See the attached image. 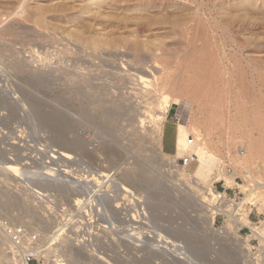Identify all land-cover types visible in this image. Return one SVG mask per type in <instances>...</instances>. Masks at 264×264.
<instances>
[{
    "label": "rangeland",
    "instance_id": "1",
    "mask_svg": "<svg viewBox=\"0 0 264 264\" xmlns=\"http://www.w3.org/2000/svg\"><path fill=\"white\" fill-rule=\"evenodd\" d=\"M142 1L147 2L131 0L137 4ZM193 1L195 6L191 7L182 6L178 1L177 6L147 5L138 6L135 12H120L113 8L125 0H101L90 6L80 0H0V31L5 32L0 37V129L9 128L20 119L27 123L38 144L37 163L40 164L33 172L38 176L27 177L33 182H17L9 173L4 176L10 186L0 191V220L23 225L38 235L37 249L28 264H186L189 261L191 264H237L235 256L224 245L239 239L235 231L232 228L226 231L227 221L225 223L222 217L209 218L205 211L189 201L191 198L185 194L195 191L187 180L180 177L183 169L180 160L183 157L170 154V148L161 138L169 137L175 125L186 124L189 112L195 109L196 120L200 123L207 120L212 126L209 132L216 145L213 156L225 153L224 144L231 134L240 139L236 140L237 146L242 139L264 143V0ZM178 20L188 22L181 35L169 25ZM135 21L148 24H144L150 30L145 34L150 38L146 39L148 42H161L169 48L165 59L159 63L164 61L168 64L164 70L168 68L169 71L164 72L171 77L174 73L178 75L179 84L190 82L186 86L193 91L191 99H195L206 84L213 91L210 105L204 110H198L196 105L186 101H174L170 105L171 111L169 105L164 106L166 122L161 126L160 143L154 131L155 125L143 116L142 102L146 97L137 96L143 84L136 80L140 74L129 70L131 58L121 60L120 57V61L119 56L113 55L109 56L110 60L107 55L104 58L105 54H93L80 43L82 38L100 39L101 42L104 38L110 39L107 36L109 31L119 24L123 28L122 35L114 37L132 40L127 33V25L131 28ZM207 31L208 34L212 31L213 36L207 35ZM191 52L194 55L189 70L186 56ZM211 56H219L223 64L221 72L227 74L223 84L217 79L221 72H214V58ZM143 57H148L144 58L148 62L146 66H149H145L146 69L155 64L149 56ZM108 59L114 68L110 62V65L107 63ZM125 60H128V66ZM127 71L131 72L130 78L135 79L129 80ZM118 73L125 79L122 80ZM190 89L187 91L192 94ZM222 113L225 114L224 126L217 128L215 126L220 123L218 117ZM260 124L261 127L258 126ZM192 136L188 135V139H194ZM4 142L0 135V150ZM263 143L260 145L263 146L260 158L248 167L251 172L256 167L264 169ZM194 146V143L190 145L191 148ZM5 155L0 151L1 162ZM49 155L54 157L53 162L48 170L42 169L40 166ZM224 161L225 167L231 168L229 161ZM5 166L13 167V171L8 172L20 173L15 164L8 162ZM77 169L86 171L87 178L95 179L97 184L100 182L98 176L112 174L113 184L100 189L103 207L99 214L87 207L76 209L75 203L82 198L77 188L63 186L65 172L68 174V171ZM40 174L52 175L55 179L48 182L39 177ZM212 176L213 171H209L198 179L207 183ZM245 179L242 175L235 176L229 185L224 180L213 181L212 187L225 192L228 197H237L238 206L248 215L249 224L261 228L264 226V187L257 189L258 193L255 191L253 205H249L243 198L251 187H246V193L241 188L245 186ZM114 189H117L116 215L112 213L115 204L110 198ZM84 190L86 187L82 193ZM90 191L88 189L87 195L97 194ZM203 191L201 189L200 192ZM87 200L93 204L91 199ZM142 208L149 221L138 217ZM111 218L117 221L115 230L109 226ZM101 219L106 228H100ZM220 228L227 234L215 231ZM245 234L250 233L246 230L242 237L245 238ZM259 236L264 238V234ZM163 237L180 248L182 260L177 258L173 247L164 245ZM0 264H22L1 231Z\"/></svg>",
    "mask_w": 264,
    "mask_h": 264
},
{
    "label": "bare ground",
    "instance_id": "2",
    "mask_svg": "<svg viewBox=\"0 0 264 264\" xmlns=\"http://www.w3.org/2000/svg\"><path fill=\"white\" fill-rule=\"evenodd\" d=\"M81 2L83 3H86L88 4L89 3V6L90 4L91 5H95V3H99V1L101 0H80ZM124 1V0H123ZM133 1V0H132ZM138 1V0H137ZM141 1V0H140ZM178 1H180L183 5L182 6H195L194 4V1L193 0H164L163 2L160 1V0H147V2H141L139 4H137L136 2H131V0H125V3L121 2V5H115L113 8L114 10H119L120 12L122 11H133L135 12L134 10L140 6V7H144V6H153V7H161V6H177L178 4ZM115 2V1H114ZM116 3V2H115ZM136 3V4H135ZM196 3V1H195ZM112 5V4H111ZM110 5V6H111ZM113 6V5H112ZM201 6V5H200ZM98 7V6H96ZM110 9V8H109ZM105 10V9H104ZM17 11V10H16ZM24 11V10H23ZM27 11V10H26ZM109 11V10H108ZM38 12V11H37ZM115 12V11H114ZM209 12V11H208ZM19 13V12H17ZM28 13V11L26 12ZM30 13V12H29ZM15 14V13H14ZM33 14V13H32ZM35 14V13H34ZM94 14V13H93ZM17 15V14H16ZM36 15V14H35ZM34 15V16H35ZM41 15H42V12H41ZM140 15V14H139ZM142 15V14H141ZM140 15V16H141ZM11 16V15H10ZM18 16V15H17ZM25 16V15H24ZM89 16V15H87ZM100 16V15H99ZM108 15H106L107 17ZM38 17V16H37ZM40 17V16H39ZM91 17H95V16H91ZM103 17V16H102ZM101 17V18H102ZM200 17V16H199ZM30 18V16H29ZM90 18V17H89ZM140 18V17H139ZM18 19V18H17ZM26 19V18H25ZM31 19V18H30ZM35 19V18H34ZM39 19V18H38ZM42 19V18H41ZM91 19V18H90ZM96 20V18H94ZM11 20V19H10ZM15 20V19H14ZM19 20V19H18ZM22 20V19H21ZM32 20V19H31ZM40 20V19H39ZM101 20H104V19H101ZM124 20V19H123ZM138 20V19H137ZM143 20V19H142ZM205 20V19H204ZM44 21V20H43ZM118 21L120 22L121 20L118 19ZM127 23L129 20H126ZM145 21V20H143ZM142 21V22H143ZM175 21V20H174ZM198 21V20H197ZM34 22V20L32 21ZM40 22V21H39ZM42 22V21H41ZM93 22V21H92ZM103 22V21H102ZM115 22V21H114ZM136 22V23H135ZM133 22L134 24L131 26V28H129L130 26L127 25V33L130 34V37L132 38V40H124L122 39L121 37L120 38H117V37H114L115 35H122L121 33L123 32V28L121 27V25L119 24L118 26H114L112 28H114L113 30L109 31V35L107 36H110L111 38L110 39H105L101 42L99 41L100 39H96V40H82V39H85V38H82L81 39V42L82 45L86 46L85 48H89V50H91L93 52V54L97 55V56H101L102 54L104 55V58L106 57V55L108 56V58L110 59L111 57L109 56H119V60H120V57H121V60L124 59H128L130 60L129 58H131V62L129 61V65L130 63H132L130 66H128V60H125V62H127V66L129 67V70H132V71H135L134 73L137 72V74L139 75V78L137 77L136 80H140L139 82H141L143 84L140 85V87L142 88H139V87H136L137 89H141L139 91V94H137L138 97H142V99H146V101L143 103L142 102V107H143V110H145L143 112V116H146L148 117L150 120H151V124H154L155 125V133H157L158 135V142L160 143V134H161V131H162V125L165 124L166 120H165V112L163 111V108L164 106H167V105H171V103H173L174 101H179V103L181 101H186L188 103H191L193 105H196V107H198V110H204L205 108H207L208 106L207 105H210V102H211V94L213 91H211V89L209 88V86H203L202 88V91L199 93V95L196 96V98L194 99L193 96H191L193 99L190 98V95H193V91L188 87V89H190L192 91V94L188 93L190 91H187V86L188 84L190 83H187L185 85H181L179 84V82L181 81H178V75L175 76V73L174 75L171 77L170 75H167V70L165 71L164 68H166L165 66L168 65V64H165L164 61H162L163 63H159L161 60L165 59V56H166V51L169 49H167L164 45L162 44L161 42L159 43H151V42H148V39L145 35L148 31L150 32L149 27L147 28L145 25L148 26V24H142L139 23V21H135ZM150 22V21H149ZM195 22V21H194ZM200 22V21H199ZM198 22V23H199ZM208 22V21H207ZM21 23V22H19ZM26 23V22H25ZM35 23V22H34ZM116 23V22H115ZM118 23V22H117ZM164 23V22H163ZM169 22H167V26L171 27V29L174 30V32H178L180 35H181V31L183 30L184 32V28L187 27V24L188 22H170V24L168 25ZM210 23V22H209ZM10 24H11V21H10ZM9 24V25H10ZM31 24V23H30ZM42 24V23H41ZM40 24V25H41ZM107 24V23H106ZM123 24V23H121ZM165 24V25H166ZM197 24V23H196ZM200 24V23H199ZM198 24V25H199ZM207 24V23H205ZM204 24V25H205ZM37 25V24H36ZM40 25L38 27H40ZM44 25V24H42ZM111 25V24H110ZM153 26V24H151ZM150 25V27H151ZM162 25V24H161ZM201 25V24H200ZM209 25V24H208ZM214 25V24H212ZM3 26V25H2ZM6 26V25H5ZM104 26V25H103ZM18 27V26H17ZM21 27V26H20ZM45 27V26H44ZM47 27V26H46ZM90 27V26H89ZM87 27V29L89 28ZM106 27V26H105ZM110 27V26H109ZM126 27V25L124 26ZM156 27V26H154ZM153 27V29H154ZM189 27V26H188ZM206 27H208L206 25ZM205 27V28H206ZM215 27V26H214ZM56 28V27H55ZM165 28V27H164ZM216 28L217 25H216ZM10 29V28H9ZM45 29V28H44ZM90 29V28H89ZM105 29V28H104ZM152 29V30H153ZM156 29V28H155ZM158 29V28H157ZM192 29V28H191ZM194 29V28H193ZM209 29V28H208ZM214 29V28H213ZM8 30V28H7ZM125 30V28H124ZM151 30V31H152ZM215 30V29H214ZM53 31V30H52ZM90 31V30H89ZM93 31V30H92ZM98 31V30H97ZM122 31V32H121ZM213 31V30H212ZM212 31L211 33L208 34V31H207V35L209 36H213L212 35ZM5 33L3 30L0 31V37H2L1 33ZM40 32V31H39ZM56 32V31H55ZM216 32V31H215ZM7 33V32H6ZM10 33V32H8ZM12 33V32H11ZM65 33V32H64ZM83 33V32H82ZM86 33V32H84ZM105 33V32H104ZM108 33V32H107ZM60 34V33H59ZM63 34V33H62ZM66 34V33H65ZM73 34V33H72ZM93 34V33H92ZM103 34V33H100V35ZM128 34V35H129ZM6 35V34H5ZM10 35V34H9ZM58 35V34H57ZM81 35V34H79ZM206 35V36H207ZM4 36V35H3ZM7 36V35H6ZM51 36V35H50ZM73 36V35H72ZM83 37V35H81ZM149 36V35H148ZM189 36V35H188ZM208 36V37H209ZM59 37V36H58ZM91 37V36H90ZM93 37H95L93 35ZM92 37V39H94ZM193 37V36H192ZM66 38V37H65ZM69 38V37H68ZM88 38V37H86ZM107 38V37H106ZM129 38V37H128ZM127 38V39H128ZM210 38V37H209ZM78 39V38H77ZM103 39V38H102ZM130 39V38H129ZM148 39V40H146ZM208 39V38H207ZM212 39V37H211ZM211 39L210 42H211ZM219 39V38H218ZM64 40V39H63ZM80 40V38H79ZM205 40V39H204ZM208 40V41H209ZM215 40V39H214ZM213 40V41H214ZM75 41V40H74ZM77 41V40H76ZM187 41V40H185ZM190 42L192 41L189 40ZM207 41V43H208ZM209 42V43H210ZM70 43V42H69ZM165 43V42H164ZM189 44V42H188ZM187 44V45H188ZM59 45V44H58ZM71 45V44H70ZM193 45V44H192ZM207 45V44H206ZM209 45V44H208ZM207 45V46H208ZM60 46V45H59ZM83 46V48H84ZM65 47V46H64ZM74 47V46H73ZM78 48V47H77ZM193 48V47H192ZM54 49V48H53ZM68 49V48H66ZM70 49V48H69ZM167 49V50H166ZM58 50V49H57ZM64 50V49H63ZM71 50V49H70ZM77 50V49H76ZM80 50V49H79ZM213 50V49H212ZM211 50V51H212ZM49 51V50H48ZM73 52V51H71ZM76 52V51H75ZM82 52V51H81ZM80 52V53H81ZM77 53V52H76ZM87 53V52H86ZM190 53V52H189ZM74 54V53H73ZM85 54V52H84ZM83 54V55H84ZM91 54V53H90ZM79 55V54H78ZM92 55V54H91ZM102 55V56H103ZM143 55H147L149 56V58L153 61V66H151L149 69H146L148 68L149 66H146V64L148 62H146L144 60L145 57H143ZM187 55V53H186ZM192 55H194V52L192 54L191 52V55L189 56H186L187 60H186V65L189 69V67L191 66V58L193 59ZM61 56V55H59ZM69 56V55H68ZM67 56V57H68ZM90 56V55H89ZM113 56V57H114ZM116 57V58H117ZM214 58V65H215V68H214V72H221V70H223V64L221 63V60L217 57V56H211V58ZM77 58V57H76ZM85 58V57H84ZM101 58V57H100ZM103 58V59H104ZM51 59V58H50ZM75 59V58H74ZM78 59V58H77ZM102 59V60H103ZM109 59L107 61V63L109 64ZM114 59V58H113ZM145 59H148L145 58ZM111 60V59H110ZM120 60V61H121ZM75 61V60H74ZM87 61V59H86ZM89 61V60H88ZM91 61V60H90ZM113 61V60H112ZM150 61V60H149ZM72 62V61H71ZM77 62V61H76ZM80 62V61H79ZM102 62V61H101ZM124 61H122L123 63ZM166 62V60H165ZM99 63V62H98ZM103 63V62H102ZM105 63V61H104ZM114 63V61H113ZM151 63V62H150ZM80 64V63H79ZM97 64V63H96ZM101 64V63H100ZM111 64V62H110ZM109 64V65H110ZM107 65V64H106ZM114 65L116 66V63H114ZM152 65V64H151ZM161 67H159V66ZM103 66V65H102ZM105 66V65H104ZM111 67L113 66L112 64L110 65ZM146 66V68H145ZM192 67V66H191ZM114 68V66H113ZM117 68V66H116ZM127 68V67H125ZM54 69V68H53ZM83 70V69H82ZM108 70V68H107ZM128 70V69H127ZM190 70V69H189ZM53 71V70H52ZM51 71V72H52ZM72 71V70H71ZM84 71V70H83ZM86 71V70H85ZM101 71V70H100ZM115 71V70H114ZM165 71V72H164ZM169 71V70H168ZM188 71V70H187ZM81 72V71H80ZM98 72V71H97ZM107 72V71H106ZM126 72V71H125ZM213 72V73H214ZM94 73V72H93ZM109 73V72H108ZM112 73V72H111ZM110 73V74H111ZM121 73V72H119ZM118 73V74H119ZM128 73V71H127ZM125 73V75L127 74ZM131 73V72H129ZM129 80L131 79H135V78H130V76H132L131 74H129ZM132 73V74H134ZM170 73V72H169ZM72 74V72H71ZM99 74V73H98ZM116 74V73H115ZM123 74V73H122ZM66 75V74H65ZM85 75V74H84ZM89 75V74H88ZM126 75V76H128ZM135 75V76H134ZM133 76L136 77V74H134ZM137 75V76H138ZM69 76V75H68ZM80 76V75H79ZM82 76V75H81ZM120 76V74L118 75ZM117 76V77H118ZM77 77V76H76ZM92 77V76H91ZM122 77H125L122 75ZM184 77V76H183ZM56 78V77H55ZM84 78V77H83ZM87 78V77H86ZM89 78V77H88ZM94 78V77H93ZM116 78V77H115ZM121 78V76H120ZM127 78V77H126ZM119 79V78H118ZM122 79V78H121ZM120 79V80H121ZM125 79V78H124ZM122 79V80H124ZM217 79L218 81L220 82V84H223L226 79H227V74L225 72H221L220 75H217ZM137 80V81H138ZM92 81V80H91ZM128 81V79H127ZM126 81V82H127ZM133 81V80H132ZM131 81V82H132ZM135 81V80H134ZM125 82V83H126ZM186 82V81H185ZM82 83V82H81ZM80 83V84H81ZM94 83V82H93ZM141 83H138V84H141ZM181 83V82H180ZM184 83V82H183ZM92 84V83H91ZM133 84V83H132ZM137 84V86H138ZM82 85V84H81ZM80 85V86H81ZM93 85V84H92ZM110 85V84H109ZM115 85V84H114ZM119 85V84H118ZM187 85V86H186ZM83 86V85H82ZM87 86V85H86ZM131 86V85H130ZM72 87V86H71ZM92 87V86H91ZM94 87V86H93ZM118 87V86H117ZM122 87V86H121ZM135 87V86H133ZM68 88V87H66ZM90 88V87H89ZM91 91L93 89H90ZM98 90V89H97ZM113 90V89H112ZM130 90V89H129ZM137 90H135V93ZM106 92V91H105ZM99 93V92H98ZM134 93V94H135ZM121 94V93H120ZM93 95V94H91ZM136 95V94H135ZM90 96V95H89ZM98 96V95H97ZM111 96V95H110ZM132 96V95H131ZM91 97V96H90ZM107 97V96H106ZM117 97V96H116ZM95 98V97H94ZM114 98V97H113ZM112 98V99H113ZM128 98V97H127ZM130 98V97H129ZM123 99V98H122ZM137 99V98H136ZM139 99V98H138ZM120 100V99H119ZM140 101V100H139ZM142 101V100H141ZM140 101V102H141ZM128 103V102H127ZM117 104V103H116ZM138 104V103H137ZM135 105V104H134ZM173 105V104H172ZM122 107V106H121ZM138 107V106H137ZM112 107H110V110H111ZM118 108V107H117ZM120 108V107H119ZM123 108V107H122ZM113 109V108H112ZM131 109V108H130ZM119 110V109H118ZM196 110V111H198ZM123 112V111H122ZM135 112V111H134ZM53 113V112H52ZM117 113V111H116ZM120 113V112H119ZM126 113V112H125ZM132 113V112H131ZM122 114V113H121ZM140 115V114H139ZM133 116V115H132ZM199 116V115H198ZM138 117V116H137ZM140 117V116H139ZM225 117V114H220V116L218 117L220 123L217 124V128H222L224 126V123H223V119ZM145 118V117H144ZM198 118V117H196ZM195 118V109H192L190 112H189V119L187 120L186 124H177L175 125L176 127V130H178V138H177V142H176V145L179 146V148H182L183 150L185 151H191L193 154H187L185 156H191L192 157V160L191 162L186 165L185 167H183V169L180 171V177H183L185 180L188 181V183H190L189 185L192 186L193 190L195 191L194 193L191 192V193H186L185 195H187L188 197H190L191 199H189V201L191 200L192 203L200 208V210L202 211H205V213L209 216V218H211L212 216L216 215L217 213H219V211L221 212H224L222 211L221 207L220 208H217L215 203H214V199L218 196L217 192L214 191L213 187H212V183L213 181H219V180H224L227 185L231 184L233 182V178L235 176H238V175H242L244 176L246 179H245V186H241L242 190H243V193L247 192V188L251 187L250 190H249V193L248 194H245V197L243 198V200L245 199L246 201H248V204L249 205H253V202L255 200V191L258 189V191L264 187V169H257L256 168H253L252 172L251 170L248 168L250 165H253L255 160L260 158L261 154L263 153V146L261 147L260 145L263 143V142H260V141H256V142H253V141H244L242 139V142L239 143L238 145L240 146H237L236 145V142L237 141H240L239 138H236L234 134H231L229 135L227 141H226V144H224V150H225V153L222 155V153L220 154V152L218 153L217 156H213V154L216 152L215 150V147H214V143L211 139V133L209 132V129L212 128V126H210V124L208 123V121H204V122H199L197 121ZM132 119V118H131ZM147 118H145L146 120ZM139 120V119H138ZM143 120V118L141 119ZM199 120V119H198ZM144 121V120H143ZM149 121V120H148ZM58 122V121H57ZM56 122V123H57ZM128 122V121H127ZM138 122V121H137ZM164 122V123H163ZM61 123V121H60ZM129 123V122H128ZM130 124V123H129ZM138 125V124H137ZM259 127L262 126V124L258 125ZM147 129V127H145ZM134 129V128H133ZM131 130V128H130ZM138 131V130H137ZM151 133V132H150ZM137 134V133H136ZM152 135V134H151ZM187 135H193L192 137H194L193 139V143H194V147H190V145L188 144V138H187ZM167 136V135H166ZM139 137V136H138ZM221 137V136H220ZM163 139V141L165 140L166 141V145L167 147L169 148V146L171 147L172 145H170L171 143L173 144V142L171 141L170 137H164V138H161V140ZM239 139V140H237ZM237 140V141H236ZM175 142V141H174ZM221 142V141H220ZM219 142V143H220ZM223 142V141H222ZM258 142H260V144H258ZM264 145V143H263ZM216 146V145H215ZM158 150V149H157ZM158 155H160V152L158 153ZM63 156H66L68 157L69 155H66V153L62 154ZM65 157V158H66ZM183 157V156H182ZM64 158V157H62ZM69 158V157H68ZM224 159H227L230 163V166H231V171L234 170L233 172H230L227 170V168L225 167V161ZM170 161V159H169ZM173 161V160H172ZM174 162V161H173ZM173 165V163H172ZM176 166V165H175ZM7 171H13V167L12 166H8L7 168ZM252 169V168H251ZM190 170V171H188ZM209 171H213V176L211 177V179L209 180V182L207 183H203L202 181H200V179H198V176H201L203 174H205L206 172H209ZM102 175V174H101ZM97 179V178H96ZM183 179V180H184ZM251 183H253V186L250 185ZM115 184V183H114ZM120 185V184H119ZM117 186V184H116ZM247 187V188H246ZM85 188V187H84ZM83 188V189H84ZM87 189V188H86ZM201 189L203 191V193H201ZM264 190V189H263ZM85 191V190H84ZM91 192V191H90ZM101 192V191H100ZM257 192V191H256ZM89 193V192H88ZM87 193V194H88ZM258 193V192H257ZM260 193V192H259ZM91 195H93L92 193H90ZM264 194V193H263ZM97 195V194H95ZM93 195V196H95ZM186 197V196H185ZM188 197H186L188 199ZM264 197V196H263ZM262 198V197H261ZM88 199V198H87ZM207 202V203H206ZM241 205H243V201L241 202ZM240 205V206H241ZM227 207V205H224ZM262 207L264 209V199H263V202H262ZM240 208V207H239ZM241 210V208H240ZM245 214V212H243ZM130 216V215H129ZM132 219V217H130ZM129 218V219H130ZM133 220V219H132ZM243 223L251 228H253V230H255V232L259 235H263L264 234V226H262L261 228H255L254 226H250L249 224V221L246 219V217H244L243 219ZM228 224L224 226V229L226 231H229L231 229V223L230 221L228 220L227 221ZM232 230V229H231ZM234 234V233H233ZM258 235V236H259ZM260 237V236H259ZM132 239V238H131ZM262 239V237H261ZM163 240H164V245L165 246H169V247H173V252L177 255V258L182 260L183 259V254L180 252V248H177V246L172 242V241H168V239H164L163 237ZM133 242H137V240H134ZM6 260V259H5ZM22 261V264H26L25 260L24 259H21ZM186 264H191V261L189 262H186Z\"/></svg>",
    "mask_w": 264,
    "mask_h": 264
},
{
    "label": "built area",
    "instance_id": "3",
    "mask_svg": "<svg viewBox=\"0 0 264 264\" xmlns=\"http://www.w3.org/2000/svg\"><path fill=\"white\" fill-rule=\"evenodd\" d=\"M0 135L6 141L4 142V147L0 150L2 153L6 154L5 157H3V162L0 161V191L5 190L7 186H10V184H6L4 179V176L8 173L13 175V177L16 178L15 181L17 182H33L34 180L31 181V179H28L27 177L38 176V174H35L33 172H35L36 167H39L40 165L37 163L39 148L34 136H32L29 125L22 119H20L9 128L4 130L0 129ZM10 135L13 136V139L10 137ZM188 144H193V138H189ZM53 158L54 157L52 155L47 156V161H45V163H42L40 167L42 169L48 170V168H50L52 164L51 162H53ZM191 160V156H184L183 158H181L180 161L182 167L188 165ZM8 162H10L11 164H15L20 173L13 174L11 172H8L5 166V164ZM77 170L78 171L70 170L68 171V174H66L67 171L65 172V179H62L63 186L65 188H70V186L73 185L77 188L78 193L82 198L81 200L79 199L78 203H75L77 207L76 209L83 210L87 207L89 211L94 210L98 212L97 214H99L103 207L100 189H102L106 185L113 184L112 174L98 176L100 182L99 184H97L95 179L91 180L92 178H87L86 171H82L81 169ZM227 170L232 172L230 168H228ZM71 173H75V175L80 174V176L75 177L71 175ZM40 176L48 182L50 181V179H55V177H53L52 175L40 174L39 177ZM83 187H86L87 189L82 193ZM88 189H90L92 192L95 191L94 193L98 194L95 195V199L93 198L94 196L87 195L86 192L88 191ZM213 189L218 194V196L215 198L214 203L217 208L221 207L222 211H224H219V213L214 215V217H222L225 220V223L229 220L232 225L231 228L235 231L237 237L239 238L238 240L224 243L225 247L230 250V253L233 256H235L237 264H264V238L262 237V239H260L253 228L243 223L242 219L244 217L248 218V215L244 214L243 211L240 210L238 206L239 203L237 202L238 198L234 196L228 197L225 192L221 193L217 191L215 187H213ZM85 196L88 199L92 200V205L88 203V200ZM116 197L117 189H114V192L110 195L112 202H114L115 204L113 206V215H116L115 213L117 212V208L115 207L117 204V201H115ZM139 204L142 205V203ZM224 205H227V207ZM141 211L142 213H140L138 217L141 216L144 220L149 221L148 218L146 219L143 208L141 209ZM84 214L86 215V212ZM124 216L127 217L125 213ZM83 217L85 218L86 216ZM132 219V221L135 222L134 218ZM102 220L103 219L100 220L101 229L106 228V226L103 225ZM116 224L117 221L111 218L109 221L111 230H115L114 228L116 227ZM250 226L257 227L255 224L252 225L251 223ZM246 230L249 231L250 234H245L244 238L241 234ZM0 231L3 236L6 237L7 241L10 244V248L14 251V253L18 255L20 259H24L26 264H28L33 259V251L37 249V244L39 242L38 235L36 233L34 234L30 232L25 226L12 224L9 220L6 219L0 220ZM215 231L219 232L220 234H227V232L223 228L216 229ZM215 260L216 259L214 258L213 261Z\"/></svg>",
    "mask_w": 264,
    "mask_h": 264
},
{
    "label": "crops",
    "instance_id": "4",
    "mask_svg": "<svg viewBox=\"0 0 264 264\" xmlns=\"http://www.w3.org/2000/svg\"><path fill=\"white\" fill-rule=\"evenodd\" d=\"M172 109H173L172 106H170L169 111H171ZM169 125L173 126L171 124H169ZM169 137H170L171 141L173 142V144L172 143L170 144L172 146L171 147L169 146L170 151H171L170 154H173L174 156H177V157H182V156L184 157L187 154H193L190 150L189 151H185V150H183L182 148H179V146L176 145V142H177L176 140L178 138V130H176V128H173L172 133L169 135ZM187 138H188V135H187ZM162 146H163V149L166 150L165 145H162Z\"/></svg>",
    "mask_w": 264,
    "mask_h": 264
}]
</instances>
